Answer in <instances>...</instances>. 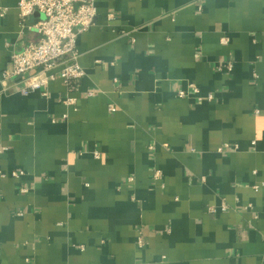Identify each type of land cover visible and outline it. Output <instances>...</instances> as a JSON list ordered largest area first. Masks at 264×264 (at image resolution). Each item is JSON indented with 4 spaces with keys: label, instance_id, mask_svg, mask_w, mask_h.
<instances>
[{
    "label": "crops",
    "instance_id": "1",
    "mask_svg": "<svg viewBox=\"0 0 264 264\" xmlns=\"http://www.w3.org/2000/svg\"><path fill=\"white\" fill-rule=\"evenodd\" d=\"M18 2L0 0V264H264V0H97L76 106L61 77L3 80L41 37Z\"/></svg>",
    "mask_w": 264,
    "mask_h": 264
},
{
    "label": "built area",
    "instance_id": "2",
    "mask_svg": "<svg viewBox=\"0 0 264 264\" xmlns=\"http://www.w3.org/2000/svg\"><path fill=\"white\" fill-rule=\"evenodd\" d=\"M97 0H19L17 8L23 29L36 30L41 34L37 42H31L24 48L12 53L8 66L2 72L4 81L13 78H24L26 85L21 89L24 95L35 91L44 90L53 80L61 77L66 85L64 103L68 106H76L75 93L81 89L85 70L82 68L78 50L79 36L89 30L97 17ZM9 7L0 4V16L7 15ZM37 13L43 15L30 20ZM230 38L225 36L221 39L224 44L229 43ZM227 67L232 69V64ZM257 77V74H255ZM199 92L198 88H195ZM47 95V91H44ZM90 96L94 91L89 92ZM188 92L181 90L180 97H186ZM214 96L209 94L208 100ZM231 146L225 144L219 151H227ZM99 158V151L95 152ZM23 171H13V177H20ZM4 176V174L2 173ZM160 177V172H155V178ZM257 188H259L257 186ZM222 209L228 208L222 204ZM216 211V207L210 209ZM140 247H144L143 236L138 239Z\"/></svg>",
    "mask_w": 264,
    "mask_h": 264
},
{
    "label": "water",
    "instance_id": "3",
    "mask_svg": "<svg viewBox=\"0 0 264 264\" xmlns=\"http://www.w3.org/2000/svg\"><path fill=\"white\" fill-rule=\"evenodd\" d=\"M37 15H40V16H42V17H43V15H42V14H40V13H37Z\"/></svg>",
    "mask_w": 264,
    "mask_h": 264
}]
</instances>
